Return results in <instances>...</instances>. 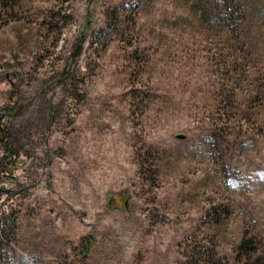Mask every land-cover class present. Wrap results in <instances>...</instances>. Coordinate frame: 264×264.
I'll list each match as a JSON object with an SVG mask.
<instances>
[{
	"label": "rangeland",
	"instance_id": "1",
	"mask_svg": "<svg viewBox=\"0 0 264 264\" xmlns=\"http://www.w3.org/2000/svg\"><path fill=\"white\" fill-rule=\"evenodd\" d=\"M0 114L1 264H264V0H0Z\"/></svg>",
	"mask_w": 264,
	"mask_h": 264
},
{
	"label": "trees",
	"instance_id": "2",
	"mask_svg": "<svg viewBox=\"0 0 264 264\" xmlns=\"http://www.w3.org/2000/svg\"><path fill=\"white\" fill-rule=\"evenodd\" d=\"M82 49H78L76 55L81 54ZM10 126L9 122L4 119V115L0 114V153L2 154L3 160L0 161V164L3 163L5 159H10L12 155H15L14 153V145L13 141L10 140ZM1 179V176H0ZM1 183V181H0ZM5 192L4 187L0 185V195H2ZM14 218V217H13ZM4 219L7 223H12L13 219H9L8 215L1 213L0 220ZM3 229L0 228V264H1V255L3 251V245H4V234ZM241 246L245 247L246 242L245 239H242ZM251 246V245H250ZM257 263V261L255 262Z\"/></svg>",
	"mask_w": 264,
	"mask_h": 264
}]
</instances>
